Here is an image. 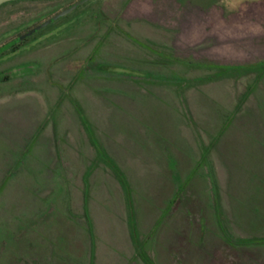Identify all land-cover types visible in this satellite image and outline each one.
<instances>
[{"label": "rangeland", "instance_id": "rangeland-1", "mask_svg": "<svg viewBox=\"0 0 264 264\" xmlns=\"http://www.w3.org/2000/svg\"><path fill=\"white\" fill-rule=\"evenodd\" d=\"M200 1L87 0L70 15L98 10L121 31L83 19L109 31L0 54V175L37 128L67 187L36 188L29 208L0 193V264H264V31L250 13L261 0ZM219 9L241 27L219 24ZM229 126L247 142L215 145Z\"/></svg>", "mask_w": 264, "mask_h": 264}, {"label": "flooded vegetation", "instance_id": "flooded-vegetation-1", "mask_svg": "<svg viewBox=\"0 0 264 264\" xmlns=\"http://www.w3.org/2000/svg\"><path fill=\"white\" fill-rule=\"evenodd\" d=\"M10 4L6 3L8 8L5 9L2 16L0 17V31H9L12 36L11 39L0 46V49L4 46L9 45L5 50L10 54H15V52L20 48V46L25 47L27 44H35L41 41L42 39H48L50 37L56 36L60 31H109L108 28H77L76 25L83 19H90L92 21L105 22L107 26L113 24L112 20L104 16L103 13L98 10L87 9L85 14H81L78 17H72L70 15L71 11L74 10L79 5H82L87 0H75L66 5H60L61 2L58 0H20L23 1L22 4L18 5L19 0H8ZM33 1H47L51 2V5L43 6L42 8H30L28 3ZM187 1V0H186ZM260 2V0H256ZM7 2V1H5ZM3 2V3H5ZM183 3V0H180ZM1 3L0 6L3 4ZM194 3V2H193ZM202 5H211V0L200 1ZM199 4V5H200ZM48 8V9H46ZM222 9H219L218 20L221 22L219 24H224L225 26H236L241 27L242 21H226L222 19L223 16H226L234 10L222 13ZM83 13V12H82ZM250 13L253 14L252 19L255 21H260L263 25L261 31H264V0H261L255 8H252ZM224 14V15H223ZM66 20V21H65ZM221 20H224L223 22ZM64 21V23H63ZM112 26V25H111ZM114 26V27H113ZM112 29L116 31H121L119 27L113 24ZM116 27V28H115ZM238 29V28H237ZM246 31H255V29L248 27L244 28ZM257 30V29H256ZM32 31V32H31ZM41 33L38 38H31L34 34ZM29 33V34H28ZM28 34V35H26ZM26 35V36H25ZM0 52V54L3 53Z\"/></svg>", "mask_w": 264, "mask_h": 264}, {"label": "crops", "instance_id": "crops-1", "mask_svg": "<svg viewBox=\"0 0 264 264\" xmlns=\"http://www.w3.org/2000/svg\"><path fill=\"white\" fill-rule=\"evenodd\" d=\"M233 117H234V114L231 116L229 121H232ZM257 119H259V115ZM262 119L264 120V117H262ZM250 120L251 118H247V120L245 121L246 122L245 124H247L248 126L246 128V131L248 132V134L252 135L251 133L252 123L250 122ZM255 125L258 128L257 132H259L260 130L259 125L254 124V126ZM229 127H230L229 128V138L223 139L222 136L219 135L215 141V145L219 146L220 143L224 142V145L228 146V144H231V142L234 139L237 140L238 142H242L243 140L246 141L245 139L250 137V135H248L241 139L237 136H234L232 134V131L234 129H232V126H229ZM30 128L31 127H29V130L27 132L29 134V137H27V140L24 141L25 146L20 152L21 153V155L19 156L20 161L17 159L15 162L12 163L10 167L3 169L0 175V193L5 191V188H7L6 193H8L11 189H13V193L15 194L16 193L19 194V191H20V193L22 194V198H23L22 202H26L25 208L30 207L29 194L33 192V190H35L36 188L38 189L55 188V190L56 188L57 190L60 188H67L65 184V180L62 175V165H60L57 162L58 160L57 155L55 154V152H53V149L50 147V145L48 146V143H44L45 144L44 145L39 141V139L37 138V134H36L37 128L33 132H32L33 130L32 129L31 130L32 133L29 132ZM219 130H221V126ZM259 133H261V135H264V127H262ZM91 143L92 145H94L93 142ZM37 146L39 150L36 152L34 150L36 149ZM26 149L27 151L24 152ZM22 160H24V162ZM22 169H25V170L27 169L29 171V177L28 176L26 178L23 177L20 183V186L18 187L14 185L13 183L19 182L20 179L18 176L21 174ZM30 173H32L33 175L32 177H30ZM81 183H82V188H86V186L83 185V178L81 179ZM126 185L128 188L129 185L125 181V184L123 185L124 187H121V188H125ZM76 187L77 186L75 185H70V188H76ZM0 199L2 201L3 200L6 201L9 199V196L6 195L5 197H2Z\"/></svg>", "mask_w": 264, "mask_h": 264}, {"label": "trees", "instance_id": "trees-1", "mask_svg": "<svg viewBox=\"0 0 264 264\" xmlns=\"http://www.w3.org/2000/svg\"><path fill=\"white\" fill-rule=\"evenodd\" d=\"M121 182H122V184H125V180L124 179H121ZM132 224H133V222H132V215H131V212L129 210V214H128V225H129V228H130L131 236L133 237L132 239H133V241H135V236H134L135 233H134L133 225ZM136 251H137L138 254L141 253L142 258L145 260L146 263H149V262H147L144 254L142 253L141 248H140L139 245L136 246Z\"/></svg>", "mask_w": 264, "mask_h": 264}, {"label": "water", "instance_id": "water-1", "mask_svg": "<svg viewBox=\"0 0 264 264\" xmlns=\"http://www.w3.org/2000/svg\"><path fill=\"white\" fill-rule=\"evenodd\" d=\"M5 1H8V0H0V4L1 3H3V2H5ZM83 1V0H82ZM32 32V31H31ZM29 34V33H28ZM28 34H26V35H28ZM25 35V36H26ZM10 45V44H9ZM9 45H7V46H4V47H2L1 49H0V52H2L3 50H5Z\"/></svg>", "mask_w": 264, "mask_h": 264}]
</instances>
